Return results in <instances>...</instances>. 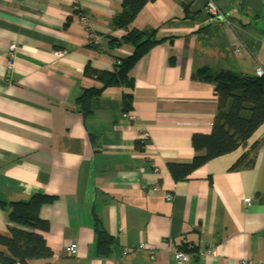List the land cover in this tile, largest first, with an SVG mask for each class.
Masks as SVG:
<instances>
[{
  "label": "crops",
  "instance_id": "obj_1",
  "mask_svg": "<svg viewBox=\"0 0 264 264\" xmlns=\"http://www.w3.org/2000/svg\"><path fill=\"white\" fill-rule=\"evenodd\" d=\"M205 1L147 2L129 28L154 30L158 42L129 70L132 89L106 86L84 113L77 98L102 87L86 66L112 71L133 50L108 43L125 32L110 25L121 0H0V235L23 229L7 219L11 202L50 197L39 210L48 228L32 231L51 256L11 264L264 263V122L183 180L167 169L189 163L191 136L211 131L213 85L193 71L264 72V0H213L227 20L210 19ZM95 226L113 238L106 255ZM72 243L74 255L65 252ZM171 245L192 257L179 262Z\"/></svg>",
  "mask_w": 264,
  "mask_h": 264
},
{
  "label": "trees",
  "instance_id": "obj_2",
  "mask_svg": "<svg viewBox=\"0 0 264 264\" xmlns=\"http://www.w3.org/2000/svg\"><path fill=\"white\" fill-rule=\"evenodd\" d=\"M149 1L153 0H121L122 11L111 18L110 25L125 32L118 39H108V43L113 47L129 44L133 50L129 56L119 60L112 71H96L86 66L85 73L94 75L102 82V87L85 89L77 98V104L84 113L89 112V101L98 96L104 87L123 85L132 89L129 70L153 44L158 42L154 30L129 28L138 11ZM192 76L213 85L216 112L210 133H195L191 136L194 151L191 161L167 164L174 181L185 179L207 160L236 149L264 122V73L260 76H249L226 69L213 72L208 67H202L194 70ZM131 98V93L125 92L122 95L127 104ZM237 165L238 163H235L232 167L235 168ZM49 199L50 197L44 194H35L28 200L10 203L7 219L23 229L10 228L9 237L0 235V244L6 246L11 255L6 257L0 251V263L11 264L14 260L25 263L28 259L51 256V250L46 246L43 237L32 231L48 228L47 223L39 217V210ZM95 231L98 254L106 255L109 245L113 244V238L99 228Z\"/></svg>",
  "mask_w": 264,
  "mask_h": 264
},
{
  "label": "built area",
  "instance_id": "obj_3",
  "mask_svg": "<svg viewBox=\"0 0 264 264\" xmlns=\"http://www.w3.org/2000/svg\"><path fill=\"white\" fill-rule=\"evenodd\" d=\"M76 2V0H73ZM203 11L209 16L210 19H213V18H220L221 20H227L223 15L222 13L220 12V10L217 8V6L214 4L213 0H206L205 1V4H204V7H203ZM78 17H79V20L80 22L87 26L88 27V22H87V19L85 17V15L83 13H81L80 11L78 12ZM88 43L89 44H92V45H99V37L97 35H95L94 33L90 32L88 34V39H87ZM17 51V45L16 43H13L11 42L8 47H7V50H6V59H5V67L9 70L12 69L13 67V61H14V56H15V53ZM264 72H263V69L258 67L256 68L255 70V74L257 76H260L262 75ZM134 114L131 113V112H128L125 116L126 120L127 121H131L134 119ZM148 139V136L145 132H142L141 134H139V142L140 144H142V146L145 144V142L147 141ZM167 197H170L169 194H167ZM244 202L248 204L249 202V198H245L244 199ZM140 247H142V245H140ZM76 251H77V245L72 243V244H69L65 247V252L67 254H70V255H74L76 254ZM169 251L170 253L173 255V257L178 260L179 262H187L190 257H192L189 252H183L181 251L178 247L174 246V245H171L170 248H169ZM211 254H214V249L210 248L208 250ZM243 264H246V262H243ZM264 264V263H263Z\"/></svg>",
  "mask_w": 264,
  "mask_h": 264
}]
</instances>
